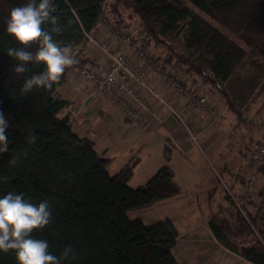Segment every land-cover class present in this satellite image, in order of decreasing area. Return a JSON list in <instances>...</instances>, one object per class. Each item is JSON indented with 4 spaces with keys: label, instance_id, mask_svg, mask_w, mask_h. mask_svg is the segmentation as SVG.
Returning <instances> with one entry per match:
<instances>
[{
    "label": "trees",
    "instance_id": "16d2710c",
    "mask_svg": "<svg viewBox=\"0 0 264 264\" xmlns=\"http://www.w3.org/2000/svg\"><path fill=\"white\" fill-rule=\"evenodd\" d=\"M185 1L188 5L181 0H53L57 22H46L44 27L49 31L61 29L59 34L54 33L58 46H82L84 34L95 33L104 20L120 30L129 28L118 6L130 8L140 23L132 45L146 55L149 47H164L168 57H148L177 70L184 86L187 84L183 81L196 78L216 87L226 108L240 120L241 113L224 87L245 66L247 52L228 36L264 59V0ZM25 2L0 0V111L9 123V151L0 154V178H6L0 183V196L14 192L31 202H49L51 222L42 230H34L32 236L46 240L56 256L71 248V258L62 264H180L172 252L178 231L170 221L146 226L127 217L130 212L182 193L170 167L161 166L146 183L130 188L127 183L134 161L110 176L107 166L111 160L99 155L88 137L72 131L75 118L69 112L74 107L70 109L71 102L58 89L68 80L72 68L81 65L85 47L74 58L76 63L66 68L50 89L22 91L27 78L43 71L42 65L32 63L17 75L15 62L7 56V50L15 46L4 31L7 13ZM173 33L182 36L184 53L166 41ZM26 50L35 53L36 45ZM66 108L68 114L58 118ZM163 154L168 162V144ZM14 157L13 166L10 161ZM236 176L238 187L239 172ZM261 182L264 161L257 168L255 185ZM228 192L227 188L225 205L210 215L208 227L230 252L250 264H264V186L256 193L257 202L252 200L254 194L240 208ZM0 264H15L13 253L0 254Z\"/></svg>",
    "mask_w": 264,
    "mask_h": 264
},
{
    "label": "rangeland",
    "instance_id": "374dc122",
    "mask_svg": "<svg viewBox=\"0 0 264 264\" xmlns=\"http://www.w3.org/2000/svg\"><path fill=\"white\" fill-rule=\"evenodd\" d=\"M181 1L188 5L185 0ZM118 8L124 17V23L129 25V28L126 27L122 31L134 40L135 35H138L134 30L137 31V28H140V23L130 8L121 4ZM214 26L219 29L217 25L214 24ZM94 34L99 40L103 36V31L99 30L98 26ZM174 34H171L166 41L178 52L184 53L182 36ZM228 38L247 52L245 66L240 68L224 87L230 93L234 106L241 113L240 120L226 108L216 87L206 82L204 86H201L203 82L198 80L197 84L201 87L200 95L202 96L201 93H203L210 105L216 104L214 107L222 116L221 120L215 124L209 125V120L191 116L193 123L198 121L193 125L175 110L176 114L182 118L184 125L172 115L177 127L169 125L168 122L163 124L161 122L154 127L146 128L134 123L128 124L124 122L125 119L120 114L112 116L111 113H108L107 119L103 115L92 118L78 117L71 123L73 133L88 137L99 155L113 160L108 170L110 176L116 174L124 164L134 161L135 166L127 183L130 188L146 183L163 165L170 166L175 172V177L177 176L174 179L175 182L185 190L170 199L158 201L147 209L128 213L127 217L130 220L139 218L144 225L152 226L168 219L178 221V218L186 216L185 214L193 210H196V216L202 218L219 212L225 205L223 197L227 188L230 191H237L236 174L244 166L242 156L245 155V150L247 152L248 148L264 146V59L257 51L248 49L232 36ZM147 54L154 55L156 58L160 56V60L169 55L162 46L149 47ZM69 79L73 85L78 81L73 68ZM84 87L91 92L88 86ZM155 89L160 90V88ZM94 106L95 102L92 107ZM66 111L67 108L63 109L58 114V118H62ZM223 116L226 118L224 119ZM198 129L202 131L199 132ZM168 140L174 146L170 162L165 160L163 154L164 145L169 144ZM256 185L257 193L259 188L264 186V182ZM256 185L252 184L251 197L255 194L252 200L257 202L258 198L253 191ZM177 224L180 223L177 222ZM202 227L204 225L200 229ZM199 235L204 234L199 233ZM178 236L172 252L181 264H222L228 259L239 261L238 257L225 252L227 248L219 242L224 251L220 247H213V243L208 242L200 248L209 250L211 254L202 256L199 248L196 247L194 254L188 257L186 244H184L186 238L182 235L178 240ZM238 264L250 263L240 261Z\"/></svg>",
    "mask_w": 264,
    "mask_h": 264
},
{
    "label": "built area",
    "instance_id": "2783aa9c",
    "mask_svg": "<svg viewBox=\"0 0 264 264\" xmlns=\"http://www.w3.org/2000/svg\"><path fill=\"white\" fill-rule=\"evenodd\" d=\"M100 29L103 36L99 40L92 32L84 34L86 40L82 46L85 47L84 50L92 52V59L89 62L87 56H82L79 59L81 65L75 66L74 72L82 87L88 86L94 96L106 101L125 121L150 128L163 122L159 109L164 107L184 125L180 116L168 104L166 95L172 99L186 97L192 106V116L209 120V125L221 120L222 116L215 107L200 95L201 87L196 81L182 85L181 75L177 70L163 67L158 60L148 57L132 45L129 34L116 28L111 21H102ZM82 46L70 48L73 58L78 55ZM151 80L160 86L159 91L152 86ZM78 114L79 111L74 108L69 112L71 118ZM243 157L244 166L239 169L241 182L237 191L229 189L228 192L238 208L249 201L253 193L252 184L255 185L257 168L264 161V146L248 148Z\"/></svg>",
    "mask_w": 264,
    "mask_h": 264
},
{
    "label": "clouds",
    "instance_id": "9594fccd",
    "mask_svg": "<svg viewBox=\"0 0 264 264\" xmlns=\"http://www.w3.org/2000/svg\"><path fill=\"white\" fill-rule=\"evenodd\" d=\"M55 12L53 0H26L7 13L4 31L15 45L7 50V56L15 62L14 72L23 74L32 63L43 67V71L24 81V93L33 88L50 89L65 69L76 63L70 48L58 46L54 39V33L59 34L61 29L45 30L46 22L56 24ZM33 44L36 45L35 53L26 50ZM8 128V118L0 111V154L9 151ZM10 164H16L15 157ZM5 179L0 178V183ZM51 215L47 200L35 203L22 193L14 192L0 196V254L13 253L15 264H62L70 259L71 248H65L60 256H56L49 251L46 240L32 236L34 230H42L51 222Z\"/></svg>",
    "mask_w": 264,
    "mask_h": 264
},
{
    "label": "crops",
    "instance_id": "0c3cea01",
    "mask_svg": "<svg viewBox=\"0 0 264 264\" xmlns=\"http://www.w3.org/2000/svg\"><path fill=\"white\" fill-rule=\"evenodd\" d=\"M82 56H87L90 59L89 62H91L92 52L90 50L89 51L88 50H85L82 53ZM82 56L80 55V58ZM89 65H91V64H89ZM69 77H70V75H69ZM69 77H68V80L58 89V91H59L60 95L63 98H65L67 101L69 100L71 102L70 109L72 107H74L75 109H77L79 111V114L77 115V117L75 119H73L72 123L78 117H84V118H90L91 117L92 118L93 116L103 115L106 118L108 116V113H111L112 116L117 115V114L118 115L120 114V113L116 112L114 110V108H112L101 97L94 98V95H93L92 92H90L89 90H87L86 88H84V87H82L80 85L79 79H77L78 81H76V83L74 85L71 84L72 81H70ZM189 80H190V82H189ZM189 80H186V81H183V82H186L185 84H190L192 81L198 82L199 79L191 78ZM150 83L152 84V86L154 88H159L158 85L157 84H154L152 80L150 81ZM204 85L205 84H201V86H204ZM201 94H202V96H204L203 93H201ZM166 96H167L166 98H168V104H170L171 107L175 111H178V113H180L181 115H183L185 117V120L186 121H190L193 125H195V124L198 123V122L193 123L191 121L192 120L191 119L192 110L189 109V107L187 106V100L185 98L179 97V98H173L172 99L168 95H166ZM93 102H95L94 108L92 107ZM214 106H216V104ZM68 111H69V109L64 114H68ZM159 115L163 117L162 124L164 122H168L169 125H172L174 127L175 126L177 127V124L174 122V120L171 117L172 115L175 117V115L173 113L169 112L164 107H162V108L159 109ZM120 116H122V115L120 114ZM177 121H178V119H177ZM124 122H126V121L124 120ZM157 124H161V123H156L152 127H154ZM102 125H104V124H102ZM198 131L201 132L202 129L201 130L198 129ZM169 141L170 140H168V143H169L168 145L171 147V154H170V158H169V161L168 162H170V160L172 158V153L174 151V146ZM111 163L112 162H110L108 164L107 171L109 170V166L111 165ZM170 169L173 171V169L171 167H170ZM173 173H174L173 181H174L175 185L181 191H184L185 189L182 188V187H180L179 185H177V183L175 182L174 179L177 178V176L175 177V172L174 171H173ZM185 215L186 216H183V217L181 216L180 218H178V221H171L169 219H168V221H170L174 225V227L176 228V230L178 231V233H179L178 240L182 237V235H183V237L186 238L184 244H186V250H187V253L186 254H187L188 257H191V255L194 254L193 251H194V249L196 247L199 248L200 252L202 253V256H207V255L211 254V252L209 250H205V249H203V247H202V249L200 248L201 246H204V244H206V243L208 244V242L209 243L210 242L213 243V247H220L221 250L224 251V249L220 246L221 243L220 242H219L220 244L218 243V241L214 238V236L212 235V233H211V231H210V229L208 227V219H209V217H210L211 214L208 217L202 218V217L196 216V210H193L192 212L187 213ZM133 220H140V219L139 218H136V219H133ZM177 222L180 223V224H177ZM202 225H204V227H202V229H200V227ZM199 233L204 234V235L201 236V235H199ZM225 252H227L228 254H231L233 256L238 257L239 258V261L235 262V260L228 259V260H224L222 264H238L240 261H245L242 258H240L238 255H236L235 253H232V252H230L228 250L225 251ZM173 255H174V253H173ZM175 259H176V257H175Z\"/></svg>",
    "mask_w": 264,
    "mask_h": 264
}]
</instances>
